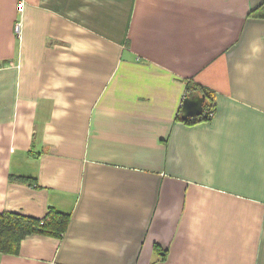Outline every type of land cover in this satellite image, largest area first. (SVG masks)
<instances>
[{"label": "crops", "instance_id": "obj_1", "mask_svg": "<svg viewBox=\"0 0 264 264\" xmlns=\"http://www.w3.org/2000/svg\"><path fill=\"white\" fill-rule=\"evenodd\" d=\"M262 2L0 0V264H264Z\"/></svg>", "mask_w": 264, "mask_h": 264}, {"label": "trees", "instance_id": "obj_2", "mask_svg": "<svg viewBox=\"0 0 264 264\" xmlns=\"http://www.w3.org/2000/svg\"><path fill=\"white\" fill-rule=\"evenodd\" d=\"M262 14L264 16V2L250 12V16L253 17H261ZM186 90L198 92L200 95L204 96L205 102L203 104V111L199 117L188 119L184 122L190 124L193 122L208 121L210 119L209 114H213L215 107L212 93L209 92L208 89L198 84H193L190 81L186 83ZM181 121L183 122V120ZM68 220V214L59 213L52 207H50L45 216L40 219L25 217L18 214L1 213L0 253L16 254L20 241L32 234L60 237L67 226Z\"/></svg>", "mask_w": 264, "mask_h": 264}, {"label": "water", "instance_id": "obj_3", "mask_svg": "<svg viewBox=\"0 0 264 264\" xmlns=\"http://www.w3.org/2000/svg\"><path fill=\"white\" fill-rule=\"evenodd\" d=\"M204 100V96H200L197 92L188 93L182 102L180 118L188 120L200 116L203 111Z\"/></svg>", "mask_w": 264, "mask_h": 264}, {"label": "built area", "instance_id": "obj_4", "mask_svg": "<svg viewBox=\"0 0 264 264\" xmlns=\"http://www.w3.org/2000/svg\"><path fill=\"white\" fill-rule=\"evenodd\" d=\"M209 116H212V113H210Z\"/></svg>", "mask_w": 264, "mask_h": 264}]
</instances>
